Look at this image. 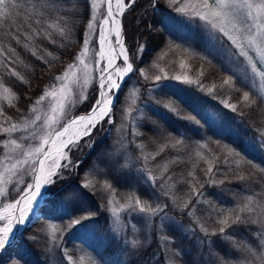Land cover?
I'll list each match as a JSON object with an SVG mask.
<instances>
[{"label": "trees", "instance_id": "16d2710c", "mask_svg": "<svg viewBox=\"0 0 264 264\" xmlns=\"http://www.w3.org/2000/svg\"><path fill=\"white\" fill-rule=\"evenodd\" d=\"M15 2L19 13L14 17L15 23L5 21L12 30L23 23L25 13L33 5L40 8L42 3H49L55 8L51 9V18L46 14L45 19L51 22L52 18H67L72 36L65 49L46 41L43 43L45 48L61 58L51 68L17 46L25 62L17 65V69L30 81V86L4 76L6 86L19 97L15 107H9L6 100H0L13 122L22 116L31 118L30 109L34 101L42 93L60 87L55 77L62 75L67 64L72 63L74 55L81 50V35L89 19L87 0ZM99 10L98 22L104 13L102 7ZM123 27L124 43L134 71L122 82L112 106L111 119L106 117L92 130L91 137L81 139L79 148L67 150L76 166L59 170L62 173L59 179L53 177L56 182L49 186L35 217L28 220L11 246L0 252V264H69L65 250L67 255L73 256L76 264H167L169 258L175 264H217V257L229 264H241L248 254L236 245H247L254 250L258 245L260 237L256 233L264 232L259 225L229 229L234 234L235 243L227 236L205 238L198 225L178 211L160 187L148 183L143 172L148 167L157 174L161 170L159 165L178 161L169 163V174H175V181L186 177L192 171L193 163H197L196 174L204 180L207 177L203 176L201 169L207 167L206 160L215 155L223 161L226 153L221 146L224 145L264 167V153L252 146L260 140L259 133L264 130V99L258 94V84L255 88L250 87L251 81L242 79L241 74L245 72L243 58L233 54L235 50L226 38H217L219 34H212L203 21L177 12L167 0H136L123 15ZM90 40L86 62H96L97 36L90 37ZM140 46L143 51L137 54ZM164 73H167V78H164ZM157 75L161 76L159 81L155 80ZM175 76L181 79H173ZM184 77L199 83H184ZM228 77H232L231 86L224 84ZM97 87V82L93 81L86 90L87 102L77 105L71 115L88 111L97 99ZM245 91L256 100L255 106L245 107L242 100ZM222 101L235 104L237 111L233 112ZM47 103L45 101V107ZM166 105H171L176 111H170ZM130 107L132 112L129 115ZM137 131L140 135L135 134ZM28 135L18 132L11 138ZM8 138L0 133V161L7 155L3 142ZM176 139H181L183 145L166 148L147 165L142 160L141 150L136 147L143 143L145 153H155L159 145ZM86 140L94 142V146L86 145ZM24 142L35 144L38 140ZM197 151L202 153L204 160L196 157ZM232 160L229 158L228 165L222 162L215 164L213 170L218 178H224L225 174L232 177L236 171L249 170L247 166L236 169ZM261 175L257 173L254 180H232L224 185L206 186L201 200L207 199L211 203H196L194 200L196 215L206 222V226L215 227V217L219 215L215 208H235L248 195H255L260 200V194L264 192ZM24 179L31 181L30 176ZM86 181H91L95 187H83ZM107 184L112 187L108 188ZM174 192L186 198L188 186L177 183ZM15 195V191H11L5 203L11 202ZM129 195L138 196L153 207L163 204L168 207L164 213L151 218L131 210H121ZM112 208L120 212L119 221L113 217ZM88 213L92 214L91 219L81 225L70 226L73 219ZM210 214L212 218H209ZM163 236L172 238L166 248ZM134 240L140 242L138 248L132 246ZM208 240H215L216 247L208 244ZM259 248L264 252V245H259Z\"/></svg>", "mask_w": 264, "mask_h": 264}, {"label": "snow or ice", "instance_id": "6c2138e0", "mask_svg": "<svg viewBox=\"0 0 264 264\" xmlns=\"http://www.w3.org/2000/svg\"><path fill=\"white\" fill-rule=\"evenodd\" d=\"M167 2L177 12L203 21L212 34H219L217 38H226L235 50L233 54L243 58L245 72L241 74L242 79H249L250 87L255 88L258 84V94L264 99V0H167ZM87 3L89 19L81 35V50L74 55L73 62L67 64L62 75L55 77L60 88L46 91L34 101L30 109L31 118L22 116L13 122V118L7 115L4 106L0 104V133L9 137L3 142L7 155L3 161H0V222L4 224L0 227V251H4L13 243L14 227L23 225L29 220L36 206L45 200L49 186L56 182L53 177L59 179L62 174L59 170L76 166L71 160L69 151L66 150L72 147L79 148L81 139L91 137L92 130L106 117L111 119L112 106L122 87L121 82L134 71L132 59L123 40L122 20L118 17H123L124 13L136 3V0H87ZM100 4L106 10L101 14L103 18L97 27V9ZM153 6L156 5L153 4ZM17 7L15 0H0V69L3 70L0 72V100H6L9 107H15L19 97L11 87L6 86L4 76L15 78L30 86V81L17 69V65L25 64L18 47L21 51L38 59L46 67L51 68L61 58L45 48L43 43L46 41L57 48L65 49L68 47L66 42L70 41L72 36V27L69 26L67 18L56 17L52 18L51 22L45 19L46 14L51 18V9L55 8L54 4L49 3H42L40 8L33 5L25 13L23 23L12 30L10 25L5 24V21L11 20L15 23L14 17L19 14L16 11ZM56 11H59V8H56ZM94 35L99 41L98 50L94 54L97 61L103 64L99 68L97 99L86 113L71 115L70 113L77 105L87 102L85 90L92 80L93 68L86 63V60L91 43L90 37ZM136 51L137 54L141 53L143 47H138ZM117 60H121V63L117 64ZM180 67L183 68L184 64L181 63ZM141 74L143 75L142 70ZM70 76L71 79H69ZM164 78H167V73H164ZM160 79L161 76H155L156 81ZM173 79L180 80L181 77L175 76ZM183 82L199 83L198 80L193 81L187 77H184ZM224 84L231 86L232 77L225 79ZM69 85H76L79 92L74 93ZM242 100L245 107L251 108L256 104V100L250 98L247 91L243 92ZM45 101H48L46 110H44ZM222 103L233 112L237 111L235 104H228L227 101H222ZM166 107L172 112L176 111L171 105H166ZM17 111L20 110L17 109ZM128 112L130 115L131 107ZM18 132L29 133V135L18 139L11 138L12 134ZM135 134L140 135L138 131ZM259 135L260 140L252 146L264 153V130H261ZM28 139L38 140V143L26 144L24 141ZM183 143L181 139H176L174 142L166 141L158 146L155 153H145L146 146L143 143L136 147L141 150L142 160L147 165L166 148H177ZM85 144L94 146L91 140H86ZM221 147L226 153L225 159L220 161L219 157L213 155L212 159L206 160L207 167L201 169L203 176L207 177L204 180L196 174L197 163H193L192 171L188 172L186 177L175 181L173 180L175 174H169V163L178 161L159 165L161 170L157 174H154L153 169L148 167H145L143 172L146 173L145 178L148 183L160 187L163 195L171 199L176 209L198 225L199 231L205 238L227 236L235 243L234 234L230 233L229 229L250 225H259L260 229H264V192H261L260 200H257L255 195H248L235 208H215L214 211L219 214L215 217V227L206 226V222L201 221V217L196 215L193 201L203 204L211 203L207 199L201 200L205 195L203 190L206 186L224 185L232 180L239 182L254 180L257 173L262 174L260 179L264 181V167L246 159L235 149L226 145ZM195 155L201 160L205 159L199 151ZM229 158H233L232 162L236 169L247 166L249 170L236 171L232 177L225 174L224 178H218L213 170L215 164L222 162L228 165ZM229 170L232 171L231 168ZM25 176H30L31 182H26ZM177 183H184L188 186L186 198L175 194L174 189ZM16 185H22V187L17 188ZM82 186L95 187L91 181H86ZM107 187L111 188L112 185L107 184ZM11 191H15L16 195L11 198V202L5 203L9 200ZM167 207V204L153 207L148 201L142 202L138 196L129 195L127 203L121 205V210H131L151 218L164 213ZM111 211L113 217L119 221L120 212L116 208H112ZM5 212L8 214L5 215ZM91 218L90 213L81 214L71 221L70 226L81 225ZM209 218H212L211 214ZM132 227L135 229V225ZM256 235L260 239L255 250L247 245H236L248 254L241 264H264V252H260L259 248V245H264V232L257 231ZM162 239L165 241L166 248L167 242L172 238L163 236ZM206 242L213 248L216 247L215 240ZM131 243L134 248L140 246L139 241L134 240ZM65 252L69 264H76L73 256L67 255V250ZM177 254L173 253V255ZM209 254H212L211 249H209ZM83 259V257L80 258L81 261ZM167 264H175V261L169 258ZM217 264H229V262L217 257Z\"/></svg>", "mask_w": 264, "mask_h": 264}, {"label": "rangeland", "instance_id": "374dc122", "mask_svg": "<svg viewBox=\"0 0 264 264\" xmlns=\"http://www.w3.org/2000/svg\"><path fill=\"white\" fill-rule=\"evenodd\" d=\"M100 7H102V10H103V12H105V7L102 5V4H100L99 6H98V9H97V13L100 11L99 9H100ZM103 18V17H102ZM102 18H101V20L99 21V22H101L102 21ZM121 20H122V24H123V17H121ZM99 22H98V26H99ZM124 28V27H123ZM123 32H124V30H123ZM97 41H98V37H97ZM98 44H99V41H98ZM86 63H89L91 66H92V68H93V71H92V80H91V82L89 83V85H88V87H87V89L89 88V86L91 85V83L94 81V82H97V85H98V83H99V79H98V72H99V68L100 67H102L103 66V64L102 63H100V62H92V61H89V62H86ZM121 63V60H118L117 61V64H120ZM79 74V73H78ZM69 79H71V76L69 77ZM69 87H71L72 88V90L74 91H79V88L76 86V85H69ZM60 88V87H59ZM58 88V89H59ZM86 89V90H87ZM85 90V91H86ZM44 110H46V107L44 108ZM67 151V150H66ZM5 215H7V213H5ZM35 215H36V211L35 212H33L32 214H31V220L35 217ZM29 219V220H30ZM27 222H28V220L23 224V225H19V226H16V227H14V229H13V231H14V233H15V238L17 237V235L19 234V232L22 230V228L23 227H25V225L27 224ZM4 226V224H3V222H0V227H3ZM1 252V251H0Z\"/></svg>", "mask_w": 264, "mask_h": 264}, {"label": "water", "instance_id": "95a60500", "mask_svg": "<svg viewBox=\"0 0 264 264\" xmlns=\"http://www.w3.org/2000/svg\"><path fill=\"white\" fill-rule=\"evenodd\" d=\"M118 19H121V17H118ZM123 40H124V32H123ZM98 77H99V74H98ZM122 84V83H121ZM86 112H83V113H80V114H84ZM41 203V202H40ZM36 210V209H35Z\"/></svg>", "mask_w": 264, "mask_h": 264}, {"label": "bare ground", "instance_id": "6f19581e", "mask_svg": "<svg viewBox=\"0 0 264 264\" xmlns=\"http://www.w3.org/2000/svg\"><path fill=\"white\" fill-rule=\"evenodd\" d=\"M117 61H118V60H117ZM5 213H7V212H5ZM5 213H4V214H5ZM7 214H8V213H7Z\"/></svg>", "mask_w": 264, "mask_h": 264}]
</instances>
